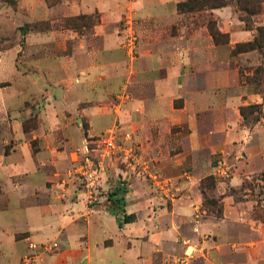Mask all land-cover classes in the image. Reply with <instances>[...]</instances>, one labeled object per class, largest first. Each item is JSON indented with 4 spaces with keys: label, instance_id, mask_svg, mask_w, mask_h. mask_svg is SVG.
I'll use <instances>...</instances> for the list:
<instances>
[{
    "label": "crops",
    "instance_id": "crops-1",
    "mask_svg": "<svg viewBox=\"0 0 264 264\" xmlns=\"http://www.w3.org/2000/svg\"><path fill=\"white\" fill-rule=\"evenodd\" d=\"M61 1L58 5L59 18L92 13L98 9L103 15L102 24L91 37H79L73 31L58 30V135L63 131L62 146L57 149L56 145L45 146L41 143V149L33 153L31 140L41 139L37 130L26 133L19 124L20 127H15L11 134L14 144L2 158V166L0 164V187L10 200L4 212L17 205L24 211L27 222L21 230L13 225L0 224V264H17L21 256L27 253L30 242L49 243L57 250L60 245L63 249L60 254L44 256L38 264H264V221L252 219L250 215L257 202L248 200L235 203L227 197L224 199L222 217L209 215L206 211L199 215L202 197L195 188L201 178L187 182L183 168L186 157L202 148L201 139L194 131L187 137L182 153H173L174 144L166 140L171 135L169 126L175 125L176 110L169 105L175 93L184 98L191 94L196 97L201 94L200 89L206 87L205 80H194L188 74L175 79L169 73L179 64L180 69L184 70L196 65L190 55L195 53L192 54L193 45H202L203 42L199 40L202 33L196 32L193 42L182 37L185 39L183 44L166 54L168 73L164 79L160 80L156 73V68L159 63L163 65L164 59L152 56V94L148 97L144 92L141 95L133 94L126 109L120 112L119 108L114 107L116 94L121 86L130 83L131 77L117 72L123 65L119 60L123 38L111 28V23L123 18L126 5L109 0H83L82 6L77 7L66 3V0ZM172 1L154 0L153 4L149 2L150 5L142 2L138 8L149 19L167 22L175 17L169 6ZM240 36L244 41H250L255 34L241 31ZM97 42L101 47L96 46ZM219 51L217 46L209 50L204 46L198 48V68L216 63V52ZM243 55L255 57L257 53L254 51L240 56ZM33 61V71L43 74L48 70L41 59ZM42 78L31 72L17 81L13 80V84L3 89L0 95H8L5 100L8 103L11 99L27 101L35 96L50 102L51 98L44 95L45 91L41 94ZM31 79L33 82L29 83ZM197 98L201 105H205L203 96ZM251 99L257 103L260 101L258 96H251ZM110 106H113L111 110L115 113H121L123 121L128 122L132 116L139 126L152 128L149 129L150 137H147L145 129L142 130L138 134V141L142 152L150 157L149 162L144 161L146 165L149 163L161 173L155 177L175 181L177 191L171 197L172 203L166 204L157 191L150 188L145 178L135 177L132 183L117 180L115 187L109 186L106 195L98 203L92 204L88 202L85 191L80 190L74 179L69 177L73 157L70 145L75 144L70 128L72 118L100 111L106 113ZM104 123L105 120H99L97 124ZM94 125L90 121V126ZM158 130L160 136L157 138ZM253 133L262 135L256 151L260 152L264 161V127ZM150 138L152 140L149 142ZM44 155H48V158ZM254 173L239 171L233 185L253 178ZM104 189L108 190L107 183ZM116 192L117 195H114ZM36 194L41 200L32 204ZM261 198L264 206V190ZM115 200L123 203L118 205ZM124 215H135L136 220L120 228L118 222ZM132 229H135L134 234L130 233Z\"/></svg>",
    "mask_w": 264,
    "mask_h": 264
},
{
    "label": "rangeland",
    "instance_id": "rangeland-1",
    "mask_svg": "<svg viewBox=\"0 0 264 264\" xmlns=\"http://www.w3.org/2000/svg\"><path fill=\"white\" fill-rule=\"evenodd\" d=\"M109 1L126 5L123 18L111 23V28L123 38V51L119 60L124 66L122 65L121 70L117 72L126 74L127 78L131 77V85L129 83L121 86L116 94L114 107L119 108L120 112L126 109L133 94L141 95L144 92L147 97L152 94L153 88L150 83L153 81L152 56L155 58L160 56L164 59L163 65L159 63L156 68L157 77L160 80L164 79L168 73L166 54L183 44L185 39H181L182 37L185 36L193 42L196 32L202 33L199 37L203 42L202 45H193L192 54L195 53L190 55V59L196 62L197 67L195 65L184 70L180 69L179 64L169 73L175 79L188 74L194 80H205L206 87L200 89L201 94H197L203 96L205 105H201L198 96L193 97L194 94L184 98L175 93L173 99L169 101V105L176 110L175 125L169 126L171 135H168L166 140L174 144L173 153H182L186 147L187 137L194 131L201 139L202 148L192 151L186 157L187 161L183 168L187 182L201 178L195 188L202 197V209L200 208L199 215L202 211H206L209 215L214 214L216 217L221 216L222 211L223 215L224 199L230 197L235 203L256 201L257 203L250 210L251 218L264 221V206L261 198L264 190L262 184L264 161L261 160L260 152L256 151L262 135L253 133L264 127V85H261V92L258 93L249 82L263 63V56L258 52L255 57L236 56L232 53L237 44L249 42L244 41L240 36L241 31L254 32L256 35L257 27L264 26V4L262 13L254 18V30L248 31L240 20L241 13L235 1L228 0L230 5L224 8L199 9L198 5L180 7L189 0H174L173 6H169L173 9L175 17L167 22L149 19L139 10L138 6L140 7L142 2L150 5L149 2L153 4L154 0ZM61 2V0H0V92L8 85H12L13 80L17 81L33 72L43 76L41 94L45 91L43 94L51 98L50 102L42 101L39 96H35L27 101L11 99L8 103L5 100L9 96L0 95L1 166L2 158L11 151V144H14L11 141V134L14 133L15 127H20L19 124L24 132L32 133L37 130V135L41 136V139L30 142L33 153L41 149L39 148L41 143L45 146L56 145L57 149L58 146H62L63 131L58 135V30H70L79 37H91L102 24L103 15L97 9L92 13L77 15L71 13L68 18H59L58 5ZM69 2L77 7L83 4V0H66V3ZM210 27L221 34H226L225 40L221 38L220 41L223 43L227 40L228 44L217 45L211 35ZM39 34H41L40 38ZM96 46L101 47L98 42ZM202 46L208 50L212 46H217V50L220 51L216 52V63L205 64V68H198L200 56L197 49H201ZM34 59H41L48 66V70L43 71V74L37 70L33 71ZM31 82L32 79L29 83ZM251 96H258L259 103L251 99ZM111 107L113 106H110L109 110L106 109V113L100 111L93 115L82 114L72 118L70 128L75 144L70 145L73 157L72 168L68 170L69 177L74 179L80 190L85 191L88 202L92 204L100 201L110 190L109 186L115 187L117 180H129V183H132L135 177L145 178L150 188L156 190L166 204L172 203L171 197L175 196L177 191L175 181L167 177H155L161 173L149 163L146 165L144 161L149 162L150 157H146V152H142L138 141V134L142 130L145 129L148 133V136L146 134L144 136L150 137L149 132L152 128L139 126L132 116L129 117L128 122L123 121L121 113H115ZM242 108H245V117L241 114ZM99 120H105L106 123L97 124ZM90 121L94 122V128L90 126ZM90 129L94 131L91 132ZM159 132L160 130L156 132L157 138L160 136ZM109 138H112L117 146V149L111 152L106 148V140ZM151 140L152 138L149 142ZM86 145L91 150L92 158L104 167L99 183L94 189L86 187L76 169V159L82 158ZM44 156L46 158L48 155ZM239 171L256 173L253 178H246L238 185H233V179ZM106 183L108 190L104 189ZM39 200L41 197L36 194L31 203L35 204ZM9 201L7 193L0 187V224L13 225L21 230L27 222L26 215L15 205V201V206L10 211L4 212L9 207ZM134 231L135 229H132L130 233L134 234ZM32 244L35 245V250L31 248ZM62 250L60 245L57 250V247L49 243L30 242L27 253L21 256L17 264H38L44 256L57 252L60 254Z\"/></svg>",
    "mask_w": 264,
    "mask_h": 264
},
{
    "label": "trees",
    "instance_id": "trees-1",
    "mask_svg": "<svg viewBox=\"0 0 264 264\" xmlns=\"http://www.w3.org/2000/svg\"><path fill=\"white\" fill-rule=\"evenodd\" d=\"M235 1L238 11L241 13L240 20L245 24L248 31H252L254 18L258 17L262 13V6L264 0H230ZM181 5V4H180ZM190 5H198L199 9H219L230 5L228 0H189L187 3L182 4L180 7L184 8ZM181 10V9H180ZM257 33L252 41L239 43L233 50V55H241L250 52H258L263 56V63L255 71L252 78L249 79L251 85H253L258 93L261 92V85H264V26L257 27ZM211 35L217 45H226L228 41L221 43V38L227 37L226 34H221L213 27H210ZM225 40V39H224ZM241 114L245 117V108L241 109ZM118 192L114 193L117 195ZM118 203H123L120 200H115ZM119 205V204H118ZM222 217V211L220 213ZM135 215H124L123 218L119 219V227L122 228L124 224L135 222Z\"/></svg>",
    "mask_w": 264,
    "mask_h": 264
},
{
    "label": "built area",
    "instance_id": "built-area-1",
    "mask_svg": "<svg viewBox=\"0 0 264 264\" xmlns=\"http://www.w3.org/2000/svg\"><path fill=\"white\" fill-rule=\"evenodd\" d=\"M128 140L130 139L128 138ZM106 148L110 152L117 149V146L112 138L106 140ZM76 162L77 173L82 178L86 187L89 189H94L99 183L101 174L104 171V167L101 163H97L92 158L91 150L88 145L85 146L82 158L79 160V157H77ZM31 248L34 250L36 249L34 244L31 245Z\"/></svg>",
    "mask_w": 264,
    "mask_h": 264
}]
</instances>
